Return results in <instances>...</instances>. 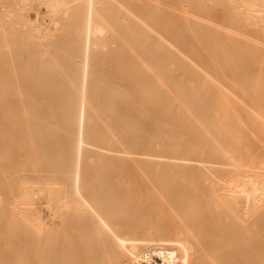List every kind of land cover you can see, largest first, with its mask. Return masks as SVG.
Listing matches in <instances>:
<instances>
[{
  "label": "bare ground",
  "instance_id": "obj_1",
  "mask_svg": "<svg viewBox=\"0 0 264 264\" xmlns=\"http://www.w3.org/2000/svg\"><path fill=\"white\" fill-rule=\"evenodd\" d=\"M0 264H264V0H0Z\"/></svg>",
  "mask_w": 264,
  "mask_h": 264
}]
</instances>
